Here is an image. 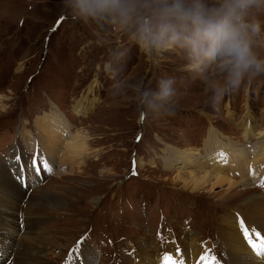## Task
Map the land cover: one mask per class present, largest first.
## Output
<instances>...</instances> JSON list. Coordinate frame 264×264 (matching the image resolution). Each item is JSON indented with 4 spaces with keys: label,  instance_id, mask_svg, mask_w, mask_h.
<instances>
[{
    "label": "rangeland",
    "instance_id": "obj_1",
    "mask_svg": "<svg viewBox=\"0 0 264 264\" xmlns=\"http://www.w3.org/2000/svg\"><path fill=\"white\" fill-rule=\"evenodd\" d=\"M79 2L0 0V163L23 193L22 234L28 199L43 187L67 199L41 224L54 246L44 252L47 264H153L143 247L176 257L188 232L209 246L205 259L228 264L222 223L230 204L221 197L228 184L192 192L176 180V153L199 152L209 170L235 182V190L255 186L264 193V174L256 180L260 168L251 170L256 141L244 136L249 123L264 132V72H246L226 85L217 62L197 69L180 48L148 55L132 36L134 27L113 14L86 15ZM245 19L259 26L251 46L264 60V0H250ZM215 85L226 90L212 103ZM79 103L87 115L74 111ZM57 114L71 124L63 138L72 132L89 137L82 165H61L62 155L47 151L37 124L56 123ZM237 149L246 151V161L233 159ZM44 161L50 171L43 170ZM245 177L248 185H240ZM253 222L245 229L264 239ZM3 235L0 226V264H11ZM85 251L86 258L78 255Z\"/></svg>",
    "mask_w": 264,
    "mask_h": 264
},
{
    "label": "bare ground",
    "instance_id": "obj_2",
    "mask_svg": "<svg viewBox=\"0 0 264 264\" xmlns=\"http://www.w3.org/2000/svg\"><path fill=\"white\" fill-rule=\"evenodd\" d=\"M92 88L93 86L88 89L89 92L92 91ZM94 102L95 100L93 103ZM74 111L78 115L85 116L89 109L79 103ZM57 117L59 118V121H56V123H52L50 120H39L37 124L40 125V128L42 127L44 134L42 140L45 139L46 141L47 151L51 156L52 153L58 151L57 154L62 155L61 165L68 161L77 165H82L85 158L84 156H86L84 154L88 147L89 137H86L79 132H72L70 136L68 135L66 138H63L67 132L71 130V124L69 125L66 123L61 115L57 114ZM244 130V136L248 140L255 139L254 141H256V143L252 142V148L249 150L250 153L254 152V156L250 160L253 164L249 162V167L250 164H252L251 167L253 166V168L251 170H259L260 168L259 175L255 177L257 180L258 178H261L260 176L262 174H264V132H257L252 123H249ZM234 152L240 154L239 156H234L233 159H235V161H246L247 156L241 154L246 153V151L237 149ZM176 154L179 155L177 160L179 171L176 180H179L187 188L192 186L190 188L192 192H199L209 186L216 187L220 185L224 186L225 183L228 184V189L221 196L224 203L230 204L228 206L226 205L225 209L227 210L228 218L223 219L222 223L223 242L226 243L228 249L227 253L229 258L227 259H230L227 263L264 264V261H260L258 258L255 259V252L249 247L248 241L241 236L237 228L241 226V230L244 233L245 227L249 228L247 222L252 220L254 222L251 227L257 226L258 229L262 230L264 235V193H262V190L260 191L259 189L254 188L255 186L253 188L247 187L246 185H248L249 179L246 177L240 182L238 181L240 185L242 184L246 187L241 190H235V182L220 175L213 169L209 170L210 167L205 162L206 158L202 157L199 152L189 150L182 151L181 153L178 152ZM187 167H189V170ZM4 168L3 163H0V226L4 231L3 238L7 242L4 245V256L7 257V259H9L11 255L14 256L11 264H47V255H45L44 252L46 253L50 251L54 246L46 241L47 236L45 235L41 224L43 218L45 220L48 219L54 210L60 211L65 208L67 199L66 197L54 196L55 194L44 190L43 187L40 188L36 192V195L33 194L28 199L27 208H25L26 210L24 211L27 217L26 220H28L26 222V228H23L26 229V231L22 234L17 221L21 210V204L24 200L23 193L16 189L21 187L16 181L12 180L10 174H4ZM33 172H36V170H33ZM7 208L14 210L15 212L9 214L10 212H8ZM4 210H7V212ZM242 218H245L246 221L242 222ZM252 233L254 234V232ZM180 247L181 250L179 251V254L176 255V257L171 256L170 260L168 259V256H165L166 254L162 255V251L159 249L156 253H152L150 249L143 247L142 250L144 252H142V254L146 258L152 257L154 260L153 264H171L173 261L175 264H205V261H212V258L209 256L205 259L207 255H210L207 252V247L209 246L202 244L200 237L193 232L187 233L184 241L180 242ZM185 251L188 252V255L185 254ZM83 254L85 255L83 256ZM86 254H88V252L85 251L82 255L80 253L78 255L82 256V258H86ZM134 256L137 262H139V256L137 254ZM193 257L198 259L195 261L190 260ZM202 257L204 258L203 262ZM88 259L92 260L91 255ZM215 262H217V260H215ZM83 264H92V261L88 260Z\"/></svg>",
    "mask_w": 264,
    "mask_h": 264
},
{
    "label": "clouds",
    "instance_id": "obj_3",
    "mask_svg": "<svg viewBox=\"0 0 264 264\" xmlns=\"http://www.w3.org/2000/svg\"><path fill=\"white\" fill-rule=\"evenodd\" d=\"M250 0H80L78 8L93 17L113 14L131 25L133 38L148 55L180 48L193 67L217 62L227 73L226 85H235L249 71L264 72V60L253 52L251 34L259 30L245 19ZM142 9V11H138ZM226 86H213L212 103ZM166 85L161 96L167 95Z\"/></svg>",
    "mask_w": 264,
    "mask_h": 264
},
{
    "label": "snow or ice",
    "instance_id": "obj_4",
    "mask_svg": "<svg viewBox=\"0 0 264 264\" xmlns=\"http://www.w3.org/2000/svg\"><path fill=\"white\" fill-rule=\"evenodd\" d=\"M143 118V117H142ZM43 170L50 171L49 165L47 161L43 162ZM135 174V173H133ZM255 235L256 240L254 241L252 236ZM244 238L248 241L249 247L255 252L257 256L264 257V239H261L258 234H249L247 229H244ZM258 242V243H257ZM78 243H82V241H78ZM170 260V258H168ZM202 259H204L202 257ZM171 264H175V262H171ZM205 264H216L215 259L213 258L211 262L205 261Z\"/></svg>",
    "mask_w": 264,
    "mask_h": 264
}]
</instances>
